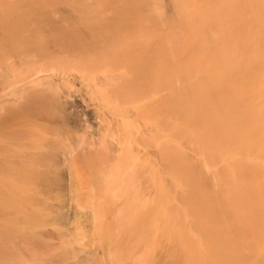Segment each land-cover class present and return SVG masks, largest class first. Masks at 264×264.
<instances>
[{
  "label": "bare ground",
  "instance_id": "bare-ground-1",
  "mask_svg": "<svg viewBox=\"0 0 264 264\" xmlns=\"http://www.w3.org/2000/svg\"><path fill=\"white\" fill-rule=\"evenodd\" d=\"M114 1L19 13L0 0V195L17 177L55 179L52 169L69 180L57 170L93 153L104 158L97 179L120 182L126 199L104 232L123 250L114 264H264V179L247 156L264 142V0H179L176 20L163 0ZM71 107L87 118L74 129ZM221 153L214 177L205 168ZM3 217L0 264H76L8 235Z\"/></svg>",
  "mask_w": 264,
  "mask_h": 264
},
{
  "label": "rangeland",
  "instance_id": "rangeland-1",
  "mask_svg": "<svg viewBox=\"0 0 264 264\" xmlns=\"http://www.w3.org/2000/svg\"><path fill=\"white\" fill-rule=\"evenodd\" d=\"M44 1L7 0V4H23L22 7L20 6V13L23 11L25 4L48 3V0ZM92 1L89 0V2ZM116 2L115 4L117 5L120 0ZM127 2L123 6L127 5ZM122 3L121 1L120 4ZM177 3H179V0H163L165 9L173 20L177 19ZM62 5L65 6L67 4ZM120 6V9L125 8H122V5ZM189 11L192 12V8ZM260 11V4L255 2L253 7L249 9L250 18L248 19L250 21L258 19L256 14ZM19 13L11 14L10 21L15 28L20 27ZM18 86H20V83H18ZM71 86L84 94L87 92L80 83ZM22 101H24L23 98L16 102L13 107H18ZM71 108L67 112L68 124L74 129L75 125L85 122L87 118L77 108ZM19 114L21 115L22 113ZM260 125L261 123H259ZM260 132L264 141V128L260 129ZM172 139L177 143L178 148L187 149L190 153L193 152L194 145L190 141L178 137H173ZM261 153H264V142L260 150L254 149L247 156L252 159V161H249L252 165H255L254 170L259 171L261 178L264 179V156ZM199 155L201 156L202 154ZM223 155L222 153L218 154L220 157L219 163H209L207 164L208 167L205 168V170L212 172L214 177L215 171H219L221 163L226 159ZM202 156L208 158L209 153L205 152ZM210 157L213 158L211 155ZM103 160V157L93 153L86 158L76 156V160L70 166H61L57 170L58 172H65L66 176L69 174V180L68 177L57 178L56 169H52V174H55L56 178L51 181H41L27 177H17L10 180L7 188L14 190L11 197L7 198L0 195V217L4 215V220H1V223L5 226V233L15 238L16 236L32 238L35 241L37 240V244L41 243L38 241L54 244L57 249L47 252L53 253L51 255L58 262L114 264V257L119 258L115 254L119 251L122 253L123 250L120 249L121 246L117 249L118 245L115 248L113 246L115 244L112 243V236L109 233L106 235L104 232H107V229L115 220L118 205L126 199L114 193L120 182H117V184L107 190L108 183L105 180L97 179V174L101 171L100 165L104 162ZM169 177L173 194L169 196L167 205L171 206L177 200L175 190L179 183L175 180L174 175L170 174ZM144 182L143 180L136 182V186L141 188L140 185H142L146 188V183L149 182ZM136 199L140 201L138 197ZM166 206L163 208L164 210ZM163 209L162 213L164 212ZM13 217L16 218L14 221L11 220ZM36 235H40V237ZM41 235L43 236L41 237ZM37 247V250H44L41 245H37ZM115 249H117L116 253ZM41 251H39L40 254ZM120 252L119 255H121Z\"/></svg>",
  "mask_w": 264,
  "mask_h": 264
}]
</instances>
